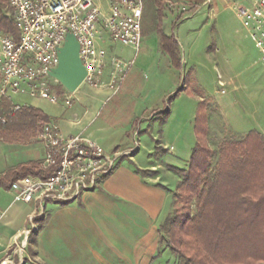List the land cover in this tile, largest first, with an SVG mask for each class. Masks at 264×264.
<instances>
[{
    "label": "crops",
    "instance_id": "0c3cea01",
    "mask_svg": "<svg viewBox=\"0 0 264 264\" xmlns=\"http://www.w3.org/2000/svg\"><path fill=\"white\" fill-rule=\"evenodd\" d=\"M95 1L105 11L110 7V0ZM179 2L189 3L190 7L209 5L211 9L214 4L235 6L238 15L241 0H213L208 4L203 0H144V43L138 51L123 45L111 52L110 46L116 41L107 33L100 41L110 57L133 63L119 89L110 85L112 66L108 63L101 86L82 83L70 91L58 85V92L73 95L71 105L64 102L67 109L62 116L52 118L40 107V101L47 99L17 96L15 101L41 109L49 116L46 123L57 124L66 136L82 134L97 141L107 152L126 155L136 148L134 135L137 134L138 139L141 133H146L144 122L148 119L149 105H160L159 97H154L153 92L163 85V64L168 70L175 63L171 49L163 50L161 35L165 33L170 37L181 30L182 22L175 26L174 8ZM178 38L179 42L175 37L176 50L180 52L182 42L180 36ZM181 58L179 55L182 65L184 59ZM259 60L262 67L247 74L237 114L233 111L236 104L225 97V92L215 100L227 124L242 135L257 130L264 136V60L261 55L256 64ZM8 103L7 100L0 103V112L7 109ZM38 125L32 119L17 118L10 126H0V264H152L160 243L157 239L151 240L144 252H138L141 239L135 236L137 215L130 212L129 205L121 204L125 202L122 195L130 198V195L135 196V191L112 192L106 188L98 190V187L72 201L48 200L43 205L13 201L10 190L13 180L35 176L46 154L43 143L38 140L42 129ZM145 165L153 175L144 176V181L163 184L160 164ZM135 176L125 169L117 174L113 171L104 177L102 185L114 187L119 179Z\"/></svg>",
    "mask_w": 264,
    "mask_h": 264
},
{
    "label": "built area",
    "instance_id": "2783aa9c",
    "mask_svg": "<svg viewBox=\"0 0 264 264\" xmlns=\"http://www.w3.org/2000/svg\"><path fill=\"white\" fill-rule=\"evenodd\" d=\"M7 1L19 40L0 33V103L3 100L12 103L10 111L0 118L1 123H7L25 106L15 101L17 96L72 104L71 93L57 91L58 85L66 86L53 74L60 66V51L68 35L79 43V56L86 69L83 83L103 85V73L110 63V85L119 89L133 63L110 57L100 41L107 33L112 40L138 51L143 41L144 0H110L107 11L95 0ZM212 1L204 0L206 4ZM238 16L264 60V0H241ZM38 140L46 150L41 163L44 175L15 180L10 187L14 202L43 205L48 200H75L82 193L95 190L120 159L118 153H107L87 136L64 135L55 123H46ZM49 171L52 174L47 176Z\"/></svg>",
    "mask_w": 264,
    "mask_h": 264
},
{
    "label": "rangeland",
    "instance_id": "374dc122",
    "mask_svg": "<svg viewBox=\"0 0 264 264\" xmlns=\"http://www.w3.org/2000/svg\"><path fill=\"white\" fill-rule=\"evenodd\" d=\"M183 6L188 10L183 11ZM175 7V26L182 24L181 30L177 29L178 32L172 35L177 40L180 36L182 43L179 45V55L184 63L181 65L180 60L176 59L168 70L164 69L163 64V85L153 92L154 97H159L160 105H149L146 113L148 119L144 122L146 133H141L139 140L137 134L134 137L132 135L136 138L133 140L136 148L126 155L118 152L120 159L114 169V174L125 169L136 176L126 180L121 178L114 187L103 186L102 182L106 179L103 178L97 187L98 190L106 188L112 192L135 191V196L130 195V198L122 195L125 202L121 204L125 203V207L129 205L132 209L130 212L137 215L135 236L141 239L137 251L144 252L151 240L154 242L157 239L160 243L152 264H182L167 247V243L161 242V227L173 210L174 192L182 179L174 167L189 168L198 140V109L202 107V113L205 115L207 111L208 114L207 141L216 152L211 166L215 174L221 144L245 136L227 124L215 100L225 92V97L236 104L233 111L237 114L246 89L247 74L261 68L263 64L260 60L256 64L259 55L262 56L261 51L243 26L235 6L214 4L211 9L209 5H201L195 10L190 8L189 3L179 2ZM7 9L12 16L11 9ZM122 46L116 41L110 50L113 52ZM40 107L52 118L62 116L67 109L61 100L56 103L41 100ZM148 147L152 149L149 151ZM107 153L113 155L117 152ZM153 162L160 164V181L163 184L157 185L143 179L144 176L153 175V171L145 168V164ZM122 174L119 173L120 176Z\"/></svg>",
    "mask_w": 264,
    "mask_h": 264
},
{
    "label": "trees",
    "instance_id": "16d2710c",
    "mask_svg": "<svg viewBox=\"0 0 264 264\" xmlns=\"http://www.w3.org/2000/svg\"><path fill=\"white\" fill-rule=\"evenodd\" d=\"M7 8L8 1L0 0V33L19 40ZM190 8L197 10L199 5ZM161 36L163 50L171 49L174 62L179 60L175 37ZM8 102L0 118L10 111L12 103ZM198 113V140L189 168L174 167L182 179L174 192L173 210L161 227V242L182 264H264V136L252 130L240 140L224 141L214 174L211 166L216 152L207 141L208 114L202 113V107ZM17 118L32 119L41 128L49 121L41 109L25 105L0 126H10ZM43 175L40 165L35 176Z\"/></svg>",
    "mask_w": 264,
    "mask_h": 264
},
{
    "label": "water",
    "instance_id": "95a60500",
    "mask_svg": "<svg viewBox=\"0 0 264 264\" xmlns=\"http://www.w3.org/2000/svg\"><path fill=\"white\" fill-rule=\"evenodd\" d=\"M53 74L70 91L84 82L86 69L79 56V43L73 35H68L65 46L60 51V66Z\"/></svg>",
    "mask_w": 264,
    "mask_h": 264
}]
</instances>
